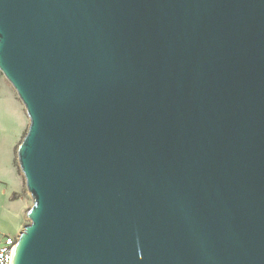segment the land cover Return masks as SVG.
Returning <instances> with one entry per match:
<instances>
[{"label": "water", "instance_id": "water-1", "mask_svg": "<svg viewBox=\"0 0 264 264\" xmlns=\"http://www.w3.org/2000/svg\"><path fill=\"white\" fill-rule=\"evenodd\" d=\"M0 74L10 264H264V0H0Z\"/></svg>", "mask_w": 264, "mask_h": 264}, {"label": "rangeland", "instance_id": "rangeland-1", "mask_svg": "<svg viewBox=\"0 0 264 264\" xmlns=\"http://www.w3.org/2000/svg\"><path fill=\"white\" fill-rule=\"evenodd\" d=\"M14 95L18 100L15 92ZM3 96L4 90L1 88L0 235L17 237L23 227L29 223L26 213L32 205L25 188L24 178L18 169L16 157L17 147L27 131L29 120L19 100L14 106V103L9 100L3 101ZM19 105L23 112L18 110Z\"/></svg>", "mask_w": 264, "mask_h": 264}, {"label": "built area", "instance_id": "built-area-1", "mask_svg": "<svg viewBox=\"0 0 264 264\" xmlns=\"http://www.w3.org/2000/svg\"><path fill=\"white\" fill-rule=\"evenodd\" d=\"M0 264H10L13 248L17 237L0 235Z\"/></svg>", "mask_w": 264, "mask_h": 264}, {"label": "crops", "instance_id": "crops-1", "mask_svg": "<svg viewBox=\"0 0 264 264\" xmlns=\"http://www.w3.org/2000/svg\"><path fill=\"white\" fill-rule=\"evenodd\" d=\"M4 90V96H3V101H7L9 100L10 102L15 104L18 103V100L16 99L15 95H14V91L12 89V87L9 85V83L4 79V77L0 74V89ZM17 102V103H16ZM20 109L18 108V110L20 112H23V110L21 109V106L19 105Z\"/></svg>", "mask_w": 264, "mask_h": 264}, {"label": "trees", "instance_id": "trees-1", "mask_svg": "<svg viewBox=\"0 0 264 264\" xmlns=\"http://www.w3.org/2000/svg\"><path fill=\"white\" fill-rule=\"evenodd\" d=\"M14 198H16V197H14ZM1 235H3V234H1Z\"/></svg>", "mask_w": 264, "mask_h": 264}]
</instances>
